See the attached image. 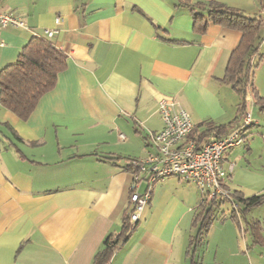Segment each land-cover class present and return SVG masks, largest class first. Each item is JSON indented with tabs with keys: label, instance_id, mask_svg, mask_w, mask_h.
Returning <instances> with one entry per match:
<instances>
[{
	"label": "crops",
	"instance_id": "1",
	"mask_svg": "<svg viewBox=\"0 0 264 264\" xmlns=\"http://www.w3.org/2000/svg\"><path fill=\"white\" fill-rule=\"evenodd\" d=\"M201 1L264 20L260 0ZM184 2L0 0L25 24L1 30L0 70L33 36L48 38L46 28L57 30L48 39L66 54L55 86L26 120L0 103V264H93L105 239L123 231L129 162L154 151L148 134L162 128L165 97L189 112L199 145L217 138L211 126L226 133L249 111L245 142L226 151L222 164L233 192L264 194V109L250 91L243 100L222 80L242 31L212 22L197 30ZM259 32L251 63L264 96V26ZM199 202L198 188L177 176L155 183L108 264H264V200L246 210L240 204L235 218L222 204L225 218L200 243Z\"/></svg>",
	"mask_w": 264,
	"mask_h": 264
},
{
	"label": "trees",
	"instance_id": "2",
	"mask_svg": "<svg viewBox=\"0 0 264 264\" xmlns=\"http://www.w3.org/2000/svg\"><path fill=\"white\" fill-rule=\"evenodd\" d=\"M186 1L188 3H184L193 14V22L197 30H204L207 23L212 22L242 31L241 41L230 54L222 80L230 84L243 100L250 91L257 104L264 109V96L258 95L254 88L253 65L251 63L252 57L258 53V43L261 38L259 31L264 26V20L260 16L247 17L241 10L215 1L196 0L192 3L189 0ZM260 1L264 2V0ZM198 10H205L206 14L204 15ZM262 58L264 55L259 56V60ZM65 67L66 54L62 50L58 49L48 38L33 36L19 52L16 61L0 70V103L20 119L26 120L35 109L40 97L55 86L58 73ZM240 115L241 112L237 119L241 117ZM236 126H231L226 133L225 126L221 125L211 126L212 128L209 130L213 129L215 137L221 138ZM194 133L195 127L189 137L197 141L193 136ZM128 169L133 170L130 162ZM228 177L229 174L227 179ZM225 185L227 186L226 183ZM232 195V201L215 199L205 204L199 202L195 216V223L198 225V234L194 238L196 242L197 240L199 243L202 241L217 218H225V212L221 211L222 204L229 203L232 206L228 217L235 218L239 213L240 204H242V210H246L248 207L260 205L264 200V194L244 198L232 191ZM218 209L221 214L216 213ZM133 228L134 226L127 218L121 234L115 237L108 236L105 239L103 247L94 256L93 264H108L119 242L126 238ZM251 230H253L254 238L258 240L260 233L254 225Z\"/></svg>",
	"mask_w": 264,
	"mask_h": 264
},
{
	"label": "built area",
	"instance_id": "3",
	"mask_svg": "<svg viewBox=\"0 0 264 264\" xmlns=\"http://www.w3.org/2000/svg\"><path fill=\"white\" fill-rule=\"evenodd\" d=\"M60 22L61 18H57V23ZM24 25L23 20L0 8V32L8 26ZM56 31L46 28L43 32L50 38ZM158 111L162 128L148 134L154 151L130 161L133 170L127 218L133 226L149 202L155 183L168 176L193 183L199 190L200 203L215 199L232 201V190L225 185L229 173L223 167V155L245 142L247 130L254 122L251 113L244 112L239 124L228 134L199 145L189 137L194 124L189 112L178 101L172 97L162 98L158 102ZM120 137L124 139L123 134Z\"/></svg>",
	"mask_w": 264,
	"mask_h": 264
},
{
	"label": "rangeland",
	"instance_id": "4",
	"mask_svg": "<svg viewBox=\"0 0 264 264\" xmlns=\"http://www.w3.org/2000/svg\"><path fill=\"white\" fill-rule=\"evenodd\" d=\"M248 105H249V104H248ZM248 107H250V106H248ZM223 208H224V209H227V206H226V204H224V205H223Z\"/></svg>",
	"mask_w": 264,
	"mask_h": 264
}]
</instances>
